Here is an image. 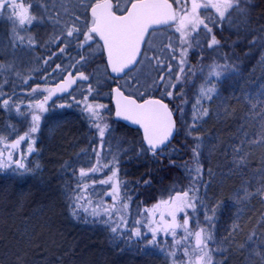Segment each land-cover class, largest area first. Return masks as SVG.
I'll use <instances>...</instances> for the list:
<instances>
[{
  "label": "rangeland",
  "instance_id": "374dc122",
  "mask_svg": "<svg viewBox=\"0 0 264 264\" xmlns=\"http://www.w3.org/2000/svg\"><path fill=\"white\" fill-rule=\"evenodd\" d=\"M132 0H114V5L119 3L121 11L126 9L128 7V4ZM17 3L23 4L24 8L28 10V15L33 17L32 23L28 24V27L22 30L21 32H16V30L13 29L12 32V24L14 25L18 23L19 17L15 16L13 14V11L11 9L6 10H0V54L1 60H0V149L2 146V142L4 141L3 145L6 147V145H11L13 142L18 140V138H14L12 140V137L9 136L10 130L14 128V124H21L22 122L20 119L23 117L22 111L24 109V106L22 108H19L18 106L12 107L9 103L5 104L4 98H7L6 96H10L11 93H9L10 88H17V85L23 86L24 84H28V82L25 80L26 73L28 71H31L34 74H41L42 72L34 71L38 66L37 58L40 57V54L33 48L30 47L32 44L37 49L41 47L43 50L48 49L49 45L52 43L53 39H58L61 42L66 43L68 41L67 37V28L72 27L73 24L80 27L83 25V16L85 14L84 10L89 9V6L93 3V0H70V6L71 7H77V8H71L68 10L70 13L72 10L76 9L77 17L79 18V21L72 20L73 17H69L68 21L63 18V20L58 21L55 15H61L60 6L58 3H52L49 0L50 9H41V4L44 2H40L35 4L36 2H31V0H16ZM81 5H85L86 7H82ZM115 8V7H114ZM16 11H20V9H17ZM60 11V12H59ZM118 11V12H121ZM90 18V17H89ZM82 20V22L80 21ZM71 23V24H70ZM91 25V18L90 23ZM175 28V25H174ZM174 28L171 30L173 31ZM34 32L36 36H33V43H27L23 44L17 48H13L12 45L15 44L17 41L20 42V40L24 39L23 34H29L31 32ZM264 28H262L259 31H253L250 34H246L247 36H252L253 42H258V40H261V37L264 40ZM153 33H151V36ZM170 35V38L168 37ZM262 35V36H261ZM176 37L174 33H169L166 31L158 32L156 33L150 43L154 46L153 49H148L146 46V55L148 57H154L159 56L161 60L165 62V64L171 60L170 49L167 47L169 43L172 44V46L175 48V54L179 50V52H185V71L181 73L179 70L176 73V76H180L181 80H183V77L187 76V80L179 81L177 82L175 78L172 80L173 84L178 83L175 89H168V91L173 92V96L170 97V101L174 106L175 111H177L178 116V122H179V135L177 138L178 145L183 147L184 151L180 152V154L183 155V157H187V160L185 163V166L187 168H190L194 171V178L196 180L197 186H195L196 190L192 187L194 184H188V186H191L192 191L190 193L192 195H196L200 197V205L199 208L203 215L201 216V219L199 220V223H206L207 228L212 233L213 241L211 244V247L213 250L218 249L219 251H213V260L215 258L216 254L226 253L230 251V247H228L230 244H232V241L230 242L226 240L225 238H222L218 232V224L222 223V221L226 224L228 221H232L228 228L232 232L239 231L242 229V225H244L246 219V214L249 209H256L257 212L260 211V208H264L261 205H264V162L259 166L254 161L256 157L260 155V158L262 161L264 160V140L257 143V140H251L252 142L249 143L248 149L246 151V156L248 159L252 160L250 163H245L244 159L243 162L245 163V166H250L249 168H245V170L248 172V170L251 167H258L256 171H253L252 173L248 174V176H236L233 180L227 185H238L236 189L232 191V194L230 195V200L233 203L231 217L232 219H228L226 217L221 218L220 222V214L217 212V205L214 208V205L216 203H219L217 200H214V192L212 190L221 189L224 186V181L222 180V172H220L212 167V163L214 162L218 155L216 154V143L213 144L209 142L208 140H205L203 138V132H201V127L206 125L208 122H210L214 118H221L224 116V113L227 109V101L223 94L222 89V81L225 77H232V74L236 75V69L234 67H237L235 62L236 59L239 58L238 55H235L233 53H227L226 57H221L217 54L215 50H212V47H209V50L204 53V51L198 52V49L193 45L194 41H185L181 40V36L177 32ZM245 36V34H244ZM74 40V39H73ZM238 38H234L230 45H233V47H236L239 43ZM241 43L235 48L240 50L242 53V48L244 46V41H240ZM252 42V41H251ZM250 42V43H251ZM31 44V45H30ZM246 44V43H245ZM264 44V41H263ZM98 46L94 47L92 52L90 51L89 57L90 59H93L95 57L101 56V46L98 43ZM259 45L261 43L259 42ZM219 46H223L220 44ZM247 46H249L247 44ZM253 49L258 48V45L255 47H251ZM163 49V51H160ZM224 49V48H223ZM215 51V52H214ZM44 52V53H45ZM211 53V54H209ZM214 53V55H213ZM93 57V58H92ZM195 58V59H194ZM96 60V59H95ZM100 59H98L99 61ZM93 62V61H92ZM94 64V62H93ZM93 70L89 69V74L91 76L90 80L85 84H83L78 90H75L72 92V97H80L83 96V99H79V101H84L85 99H90L88 96H91V93L89 90L94 87L95 89L102 90L101 93H99V98L97 96H94L95 100H93L91 103H87L94 108L95 116L87 111V108H84L79 113L82 117L84 116V121H82L83 126L77 127L78 131V137H79V172L81 169H85L87 171L88 169L92 167H97L99 169L101 164H104L107 162L108 155L111 157H114V154L118 153V150L120 149L122 140H118L119 137H121L120 133L115 129L116 124H111L110 122L113 120V111L109 107L107 103L108 98V92L110 82L112 83V79L108 76L106 69L102 66V64H95L93 66ZM98 67V68H97ZM165 66L157 67L156 66V60L153 59L151 61L149 60H142L139 66L134 68L135 71H133L131 74L126 76L127 78L121 79L117 81V84L121 89H123L127 93H136V97H143L145 95H148L150 92H154L158 90L162 93V95H166L165 92L161 89L160 86H154V81L158 82L160 74L164 71ZM219 71L221 72V76L219 78L215 76H209V73L213 71ZM80 75V74H79ZM89 76V75H88ZM175 76V77H176ZM36 79H38V76H35ZM19 78H21L24 82H19ZM129 79V81H128ZM80 80V79H79ZM32 81V80H31ZM19 82V83H18ZM195 86V87H193ZM108 87V88H107ZM211 89L214 88L215 92L210 93L211 99L208 98V96H201L200 95V89ZM45 88V87H44ZM107 88V89H106ZM243 88V87H242ZM241 88V89H242ZM142 94V95H141ZM229 92H227L225 95L228 96ZM5 95V97H3ZM24 95V94H23ZM17 96V94H16ZM24 98V97H21ZM17 99V98H15ZM68 100V97H67ZM199 101V103H197ZM45 101L43 102L41 99L39 101H36L31 104V106L43 104L42 113L39 115L40 120L37 124V131L32 133L34 137H26L24 141H21L20 144L16 147V149H20L22 152L23 158H20V161H24L27 163V165L30 167H25V169H21L20 173L22 172V176L24 177L32 172H35L40 167V161L42 158V148H40V142H43L45 137H50L56 134V130H59L61 127L60 124H58V121L62 115L59 113L58 108H52L53 110L50 112H47V108H44ZM98 105H103V108H97ZM30 106V105H29ZM255 107V105H254ZM253 107V108H254ZM28 108V107H27ZM32 108V107H31ZM28 108V111L31 109ZM39 107H37L35 110L31 109V114L38 115L39 113ZM252 109V107H251ZM204 110H207V115H204ZM86 116L90 117V119H86ZM47 120V122H46ZM195 120V122H194ZM114 121V120H113ZM101 123V124H100ZM103 127L105 129V132L107 134V139L103 142V145L101 146L100 142L101 139L95 140V142L92 144L91 141L88 140V135L93 133V131H98V127ZM60 127V128H59ZM57 128V129H56ZM83 128V129H81ZM55 129V130H54ZM99 132V131H98ZM207 133L210 137L214 136V134L211 135L210 130H207ZM63 136L68 138L75 137V135L70 134L67 130L63 129V132H61ZM69 135H72L69 137ZM126 136H123L122 138L127 139L126 141L129 142L130 146H135L136 143H132L129 138H132L133 136L131 134H125ZM32 138H34L32 140ZM30 139V143L28 144V141ZM244 139V138H243ZM96 143V144H95ZM88 144V145H87ZM132 144V145H131ZM67 145V142H66ZM65 145V146H66ZM115 147H118V150L114 149ZM199 145V148L197 149L199 152V156L194 157L193 149ZM243 145V143H242ZM84 146L86 148H84ZM108 147L107 150L103 152V149L105 147ZM29 147L32 148V151L29 152ZM97 147L101 148V154H98V151L96 150ZM58 149H63L65 152V149L61 146ZM57 149V150H58ZM143 149V148H142ZM215 150V151H214ZM173 151H176L175 147L173 148ZM219 151V150H218ZM237 151H240L237 149ZM243 151V150H242ZM71 151H67V156H71L69 158L64 159L62 162L67 164V162L72 161L76 163L75 154H69ZM29 154V156H28ZM96 156V157H93ZM5 153L3 155H0L1 157H5ZM28 156V157H27ZM116 156V155H115ZM159 158H164V155L162 153H159L157 155ZM185 157V158H186ZM182 158V157H181ZM244 158V154H243ZM235 161V160H232ZM3 164L0 162V166ZM230 167H235L233 164H229ZM199 168L200 172L199 174L195 171V169ZM164 172V171H163ZM166 173V172H165ZM57 176V179H59L63 186L68 185H77V181L72 180L70 183L66 180L65 176V169L61 166L57 169V172L55 173ZM160 173V177L161 178ZM209 175L211 179H206L205 175ZM3 175H11L9 174H3ZM82 177L79 175V180ZM181 179H176L174 183L171 182V180L164 181V185L162 188L156 189V194H158V198L165 197V195L170 194V191L172 189L174 190L177 185H180L181 182L177 181ZM19 181V179H18ZM67 181V183H66ZM161 182V181H159ZM169 183H171V186H169ZM85 184H90V182H86ZM162 184V183H161ZM200 185V190L198 186ZM215 184V186H212ZM79 186L80 182H79ZM185 187V185H183ZM212 189V190H211ZM257 190H260L259 192ZM201 191V192H200ZM4 196L1 195L2 200L4 201L6 197L9 198V195L13 197V194L11 192H6ZM94 195H101L99 189L96 190ZM102 195H109L108 194H102ZM157 196V195H156ZM216 196V195H215ZM263 196V197H262ZM85 197V196H82ZM157 199V198H156ZM84 201V199H83ZM85 203V202H84ZM159 202H157L158 204ZM86 204V203H85ZM120 206V202L118 201L115 205V208H118ZM203 206V207H202ZM210 207V209L208 208ZM95 207H86V206H80L79 211L83 210V212L86 214V222H92V220L95 216L92 214V209ZM154 207L151 208L153 210ZM213 208L215 209V215L211 222V225L208 224V222L205 221V216H212L213 215ZM116 213V212H115ZM138 211L133 210V216L136 214L138 215ZM159 213V212H158ZM157 213V216H158ZM156 215V214H155ZM155 215L151 214V218ZM158 218V217H157ZM248 223V222H247ZM245 226V225H244ZM93 230H96L95 227H91ZM247 228V227H246ZM245 228V229H246ZM248 229V228H247ZM264 221L256 222L253 224L251 231L260 234V237L258 236L254 241L253 244L250 245V249L246 251L247 258L244 257L241 264H264ZM102 230V229H100ZM240 233V232H239ZM124 239L123 245L125 248L129 251V258L130 261H135L134 254H138L139 249L141 250V253L144 254V257L146 260L142 262V264H148L152 262V264H180L179 260H181L182 256L178 253L180 252L179 249H174L171 247L170 241H163L159 240L156 245H146L145 248H143V242L139 240V237L134 236L135 240H132L130 236L122 237ZM141 238V237H140ZM193 242L191 243V246L194 245L195 240L194 237L192 238ZM209 242V243H210ZM255 243V244H254ZM236 243H234L235 245ZM238 246H241V244H238ZM175 247V246H174ZM211 249V248H210ZM175 252V257L171 256L170 253ZM261 252V253H259ZM151 260V261H150Z\"/></svg>",
  "mask_w": 264,
  "mask_h": 264
},
{
  "label": "trees",
  "instance_id": "16d2710c",
  "mask_svg": "<svg viewBox=\"0 0 264 264\" xmlns=\"http://www.w3.org/2000/svg\"><path fill=\"white\" fill-rule=\"evenodd\" d=\"M39 1L40 2L42 1L47 4L49 3V0H31V2H36L35 4L40 3ZM50 2L58 3L60 6V10L62 9L61 15L58 14V15H55V17H53V18H57L58 21L61 22L63 18H65V20L68 21L69 17H73L72 20H75V17H77L76 15H74V14H77L76 9L72 10L71 13L68 11L71 8H77V7L70 6L69 4L70 0H50ZM197 2L204 4L207 2V0H197ZM235 10H238V16L241 17V22L244 24L241 26V28L235 27V25L231 22L233 20L232 17L225 15V18L221 20L218 17V13H216L215 9L210 8L207 11L200 10L199 12L200 18L205 19V21L208 20L209 22L208 27L211 28L212 31L211 33L207 32V35H203L199 37L193 43V45L198 50L206 51L207 49H209V44L211 43V40L214 36L215 39L218 41V44L213 45L212 50H215L218 52V54H221L222 52L226 51V49L229 48L228 45L230 43V38H232L233 40L234 35H235V34L233 35V33L234 31H237L236 37L239 38V40L241 39L240 41H244L243 42L244 46H247V44L249 46L245 47L247 49L242 48V53H237L235 50L231 51V53L238 55L239 57L244 56L247 53H251L257 56L258 54L257 50L261 49L263 46L259 45L258 48L256 49L251 48V47H255L257 45V42H251L252 36H247L246 34H250L251 32L255 31V29L256 31H259L262 28H264V0H239V7L234 6L233 8L229 9V11H235ZM84 12L85 14L83 16L84 19H83L82 26H84L85 24H87L88 26L90 22V18H89L88 12H86V10H84ZM31 17H32V14H31ZM80 21L82 22V20ZM28 24L29 23H25L21 25L18 21L17 24L15 23L14 25L12 24V32H13V29L16 30V32H21L22 30L28 27ZM237 26L239 27V25ZM86 30L87 28L85 27L84 31ZM223 30H227V33L225 35L220 34L223 32ZM34 32L35 31L29 33L28 35L26 33L23 34L24 39L20 41L24 42L25 44L33 43L32 38L33 36H36ZM243 34H245L244 37L242 36ZM83 40H84L83 35H80L78 39H74V40L73 38H69L66 43L61 42L59 39H56V40L53 39L52 43L49 45L46 52L41 47L36 49L33 46L34 44H32V46L30 47H33L40 54V57L37 58L38 66L34 71L42 72V76L41 74L36 75L32 73L31 71H28L26 73L25 80L28 82V84L27 85L24 84L23 87H25L24 91L30 93V97L21 95L22 97L25 98L24 101H20V99H15L19 95L17 93L21 90V88L18 89V87L16 89L10 88L9 93H11V95L10 96L7 95L6 96L7 98H4V99L7 100L10 106L12 107L18 106L19 108H22L24 106H27L28 108L32 107L31 109L35 110L37 108V105L31 106V104L36 101H39V99H41L44 102L45 97H47L49 93L47 91V87L44 88L46 86L45 84L46 76H49L47 74L48 68H51L52 72L58 71L57 74L55 73L56 77H63L65 75L67 77L70 76V79L65 83L66 88H64L63 93L67 94L68 92H73V90L78 86V82L76 80L74 81V78L77 72L75 69H70L69 67L74 66L72 65V62L77 58L79 59V74L83 73L85 76L88 77V80H83V79H80V75H79V79H80L79 88L84 83L86 84L91 78L90 76L91 72L89 74V69L93 70L94 68L93 66L95 64L96 65L102 64L104 68H105V65H104V56L102 53L100 57H95V58L92 57L93 59H90L89 57V53L90 51L92 52L94 47L98 46L99 48L96 38H94V42H89L91 45L90 47L85 46L81 48L79 47V45ZM240 41L238 45L241 43ZM260 41L262 42L264 41L262 37ZM220 44H222L223 46L222 47L219 46ZM98 59L100 60L98 61ZM92 61L94 62V64ZM53 67L56 71L53 70ZM262 74L264 76V67L262 70ZM35 76H38L39 78L36 79ZM52 77L54 76L52 75ZM257 85L260 88V90L264 93V81H257ZM28 86H30L29 89H27ZM34 89L36 91H33ZM246 89L248 88L244 87V89H242V93L243 92L249 93V90H246ZM89 92L91 93V96H88L90 99H85L84 101H81L82 104L79 105V110H83L84 108H87L89 106V104L87 103H91L93 100H95L94 96H97L99 98V93H101L102 90L95 89L94 87H92L89 90ZM107 92L109 93V90H107ZM235 92L239 93L238 91H235ZM3 97H5V95H3ZM19 97L20 96H18L17 98ZM80 98H83V96H80L79 99ZM262 101H264V96L262 97ZM262 101H260V103ZM108 105L109 107L111 106L110 103H108ZM256 106L257 105H255L254 108L248 111V113H243L242 111H240V107L235 105L234 110H232V112L229 111L226 117L223 116L218 119L221 121L224 119L226 120L228 119L227 123L228 121H230L231 124L230 123L227 124L226 129H225L226 131L224 130V127L221 125H220V128L218 129H210L211 135L214 134L212 138L216 140L215 142L217 145L216 154L218 155L216 159L222 158L224 162H229L232 158L237 157L238 154L242 156L248 149L249 143L252 142L251 140L256 139L257 143L264 140V108L261 111H259L258 108H256ZM27 107H24V109L22 110L24 111L22 112L23 117L20 119L22 123L17 124V125L15 123L14 128L10 130L9 132L10 133L9 136L12 137V140L14 138L19 139L21 136H26V137L35 136V135L34 136L32 135L33 132H31V128L33 126H37L39 122L33 121L32 117L34 115L31 114V109L28 111ZM44 108H45V105H44ZM76 108H69L68 112L70 113L71 109L75 110ZM38 109H39L38 110L39 111L38 116H39L41 115L43 110L41 108H38ZM92 109L94 110V108ZM241 109L243 110L242 107ZM110 123L116 124L115 129L121 135V137L118 138V140L120 141L122 140L118 153L114 154V157H111V160H107L106 163L101 164L97 172L90 173L88 177H83L80 180H79L80 172H79V166H78L79 164V142H78L79 137L78 135L79 134L78 132L76 133V131H78L77 125H71L70 122H65L63 125L60 126L61 128L59 127L60 128L59 130L64 129L70 132V134L75 135V137L68 138V140L70 141L67 142L66 146L62 145L63 147H65L64 148L65 149L64 159L71 157V156L66 155L68 154L67 151H71L69 154H72V155L75 154V159H76V163L69 161L64 166L66 180L69 183L72 180L77 181L76 186H73V185L63 186V188L65 189V196L67 194L71 195L70 202L67 208L68 214H69L68 215L69 229L71 231L68 234H66L68 227L66 229V228L48 226L50 221L52 222L53 220H55L57 223H59V221L61 220V217L57 213L58 209L56 208L57 205L54 202V199L52 198L50 192L45 193L42 190H33L29 188V186L27 185V186H22L18 189H13L12 191H10L13 194V197L9 195L10 200L15 201L17 196L20 195L18 199H21V203H20L21 205H19L18 207H15V205L14 207L0 205L1 207H4L5 209L8 210L7 213L9 215V219L0 218V220L4 219L5 221L3 224L0 223V243L1 245H3L4 243L6 244L9 241H11L12 237L15 234L23 233L24 230L27 229L26 233L28 235V239L25 245H19V246L22 249L24 253V258L27 260V262H29L30 264H33V262L30 260L29 255L33 254L34 245L45 243L47 239L50 238V237L48 238V236H51V238H53L54 235H59V233L62 234L65 231V235L67 238L73 237L75 235V238L78 237V239L80 240L82 239L81 235L86 236L85 238H83V240H80V244H78V252L81 253L80 258H79V264H117L114 261L116 256L129 257L128 249L125 248V246L122 244L124 241L122 237L130 236L132 240H135L134 238V236H136L135 229L137 227L140 229V232H141V235L139 236V240L143 242V246H142L143 248H145L146 245H156V243L159 242L160 238L161 240L165 242L170 241L171 247L174 249L183 247V245L187 246L188 244H191L192 237H189L187 241H182L181 244L177 246L172 236L165 234L163 232H158L156 235V242L150 243L153 240V235H152V232L150 231V228L155 227L156 224L155 223H152L151 225L149 224V221H159V219L157 218L158 217L157 214L151 218V214L149 212L150 206L153 205L154 200L159 197L158 194H156V189L158 188L159 190V188H161L164 185L165 183L164 181L171 180V182L174 183V181L178 179L177 176L179 175L178 174L179 171L187 168L184 163L186 162L187 157L185 156L186 157L185 158L183 157L182 154H179L180 158H178L174 154H172V152L163 153L164 158H159L157 156L158 154L157 155H151L149 153L146 154L141 148L140 138L138 139L135 137L129 138V140H131L132 143H136L135 146H130L129 142L126 141L127 139L122 138L123 136H126L125 134H131L132 132L137 133L135 129L129 128L120 123H115L113 120ZM253 123L256 125V130L250 128V125ZM233 125L236 126L237 128L236 130L232 129ZM59 130H57V132ZM237 130H238V133L235 134V131ZM72 135H69V137ZM224 135H228L231 137L233 136L232 139H229L231 142H229L228 144H225ZM106 136H107L106 132L103 137H100V134L98 131H93V133L89 135V138H93L94 140L101 139L100 144L102 146L103 145L102 141H105L107 139ZM67 137L66 139L64 140L62 139L61 141H65L66 143ZM240 137L242 138L240 139ZM33 139L34 138H32V140ZM3 143L5 142L3 141L1 143L3 146L1 147V149L5 148L4 153L6 156L1 157L0 159V162L3 164L2 166H0V172L2 174H9V173L12 174L16 172L22 175V172L20 173L21 169L18 167L16 163H14V161H20V158H23L22 152L20 151V149L12 148L9 145H6L5 147ZM28 143H30V139ZM241 143H243V145ZM84 148L86 147L84 146ZM237 148L240 151H236ZM107 149L108 147L106 146L103 149V152ZM96 150L98 151V154L102 153L100 147H97ZM10 154L12 156L11 161L8 160V157ZM93 157H96V156L93 155ZM216 159L213 160L214 162L212 163L213 165L212 167L214 168V170H215L214 163ZM20 162L23 163L25 167H29L27 163L24 161V159L23 161H20ZM105 165H108V167H105ZM218 168L219 167H217L216 169ZM224 169L227 170V168H224ZM28 170H30V167ZM113 173H115V175H113ZM160 173L162 174H161V178L159 179ZM223 173L226 174L225 172ZM54 175L56 176L55 173ZM110 177H111V180H109ZM87 181L90 182V184H86V185H89L88 190L83 193H78L76 189H77V186L79 185V182H80L81 187H83ZM100 181H109V183L101 184ZM37 183L41 184V182H38V181ZM223 183L224 185L227 184L225 181ZM113 185H115L116 188L118 189V192L116 193L115 205L118 201L122 202L121 206L116 208L118 211H116V213H113V215L110 218L107 215L101 214L99 216H95L92 219L94 223L86 222V218H85L86 214L83 212V210L79 211V208H74V204L79 203L80 206H86V207H96L98 204H102L103 206L111 208V206L114 203V200L112 198V194L114 192ZM195 186H197V184L195 185L194 183L192 187L195 188ZM198 188L200 190V185L198 186ZM97 189H99L101 195L92 196V194L95 193ZM188 189H191V186H185V187H183V185L176 186L174 190L172 189V191H170V194H167L165 195V197H162V198L171 197L175 192L179 190L185 191ZM105 193L106 194L109 193V195H105V196L102 195ZM1 194L5 195L6 193L1 192L0 195ZM77 195L85 196L86 199H84V201L83 199L76 201L75 197ZM145 196H149V197L151 196L152 199L143 204L142 198H144ZM195 197L199 199V196H197V194L195 195ZM213 197H214V200H217L219 202V203H216L215 206L223 202L222 200L223 198H221L219 195H216ZM1 200L2 198L0 196V204L2 202ZM132 200L134 201L133 203H132ZM89 201L91 203H89ZM40 202L42 204H40ZM137 203H139L138 204L139 206L141 205L140 207L143 210L140 209V207L136 208ZM124 204L128 205L126 209L123 207ZM42 205H44L45 208L49 210L50 213L48 212H46L48 214L44 213L43 217L39 219L34 216V214L36 213L35 209L41 208ZM136 209L139 213L138 215L136 214L135 216H133L132 211ZM257 213H258L257 215L259 218L264 219L263 209L260 208V211H258ZM121 216L124 217V221L126 222V225L124 223H121L120 221ZM21 220L26 222L29 228L25 227L24 225H21L19 223V221ZM137 221H140V223L137 224L136 223ZM95 226H96V230H92L91 227H95ZM113 227H119V231H117L116 233H113L112 232ZM245 228L246 227L242 225V229H240L239 231H236V233L233 232L236 235V238L235 240H231L232 244L228 246L231 248L230 251L226 253L216 254L214 258V264L215 262H220V264H229L231 254L235 248L234 243L241 244V246H243V245L252 243L254 241V239L249 240V241L244 240L246 238L245 233L247 232V228L246 229ZM79 230L82 232H80ZM85 231L93 233L94 235L92 236L90 234L91 236H88L86 233H84ZM176 231H177V235L175 239L181 240V237L183 236H181L180 233H182V231L181 230L180 231L176 230ZM192 231L195 232L196 230H194L193 228ZM35 233H37L39 236L36 242L34 240H31L32 237L29 238L30 234L32 236ZM91 237H96L98 241H93L96 239H93ZM108 237H111L112 241L108 240ZM4 239H6V241ZM228 241L230 242V240ZM54 245L55 246L53 247L49 246L48 248H46L45 251L41 254V256L34 258L35 264H39L44 260L50 262V264H62V261L58 260L59 258L60 259L62 258L60 257L62 256V248L61 246H58L56 248L55 243ZM192 247L194 246H190L187 248L191 250ZM10 248H11V245H9V252L6 254V258H9L12 255ZM184 248L182 249L183 252H184ZM209 248L211 247L209 246ZM183 252H180V255L182 256L181 260H179L180 264H186L187 259H188L186 256H184ZM3 256L5 257V254L0 252V261L2 260ZM133 256L134 258L132 259H135V261L133 262V260H131V262L128 264H142V262L146 260L144 257V254L141 253L140 249H139L138 254H134ZM223 257H227L226 261L223 260ZM63 264H66V262L63 261ZM122 264H127V262L122 263ZM148 264H152V262Z\"/></svg>",
  "mask_w": 264,
  "mask_h": 264
},
{
  "label": "snow or ice",
  "instance_id": "6c2138e0",
  "mask_svg": "<svg viewBox=\"0 0 264 264\" xmlns=\"http://www.w3.org/2000/svg\"><path fill=\"white\" fill-rule=\"evenodd\" d=\"M178 10L173 9L171 3L168 0H135L131 3L130 8L124 9V14L117 15L116 12L121 11L119 3L115 6L112 4L111 0H97L95 4L90 5L91 7V26L88 27L85 24L82 27H78L73 24L72 27L67 30V37L78 39L80 35L84 36V40L80 43L79 47L83 48L85 46H91L89 42H94L95 36H99L100 40L103 41L102 47L107 51V63L111 66L113 73H124L125 70H131L132 67H135L137 63H141V60H156V66L161 67L164 64V61L160 59L159 56L148 57L146 55V50L142 51L141 45H147L148 49H153L154 46L150 43L151 33L157 31L155 26H168L169 28L175 24V31L181 34V40L188 35L186 32L187 28H191L192 31L198 33V29L202 26L203 29L211 33L212 29L208 27V23L205 22V19L200 18V10L207 11L208 9H215L218 13V17L223 20L225 18V13L235 7H239V0H207L206 3H198L197 0H174ZM86 7L85 5H81ZM115 7V11L113 10ZM11 9L13 14L19 17V23L21 25L25 23H32L33 17L28 15V10L24 8L23 4L17 3L16 0H0V10ZM20 9V11H16ZM75 20H79V17H75ZM87 28L84 31V28ZM151 29V32H150ZM147 34V35H146ZM59 39V38H58ZM218 41L213 36L209 47L217 45ZM170 49V55L175 58V48L171 43L167 45ZM63 51V50H62ZM160 51H163L161 49ZM185 52H181V56H184ZM140 57L141 59H138ZM83 59V57H82ZM181 65L180 71L184 72L183 65L185 60L181 59L179 61ZM169 77L171 76L172 66L169 63L167 65ZM209 76H215L219 78L221 72L215 71L209 73ZM80 79L88 80V77L83 73H80ZM175 80L179 82L181 80L180 76H176ZM162 85L165 90V94L168 97L173 96L172 91H168L171 87L172 89L176 88V84H173L171 79L165 80V77L162 75L159 77V81H154V86ZM60 91H63V88H59ZM33 91H36L35 89ZM117 94V116H124L126 119L133 121L136 124H139L143 127L144 130V139L147 142L149 148L155 153L159 146L166 145V142L170 140V137L173 135L175 121L173 120V113L169 109L168 104H165L162 99H145L143 103H139L132 95L125 96L121 89L118 87L114 89ZM215 92L214 88L200 89L201 96H208L211 99L210 93ZM142 95V94H141ZM50 96L45 97L47 101ZM5 104L8 103L7 100L4 101ZM199 103V101H197ZM39 108H43V104L37 105ZM103 105H98L97 108H103ZM94 116L96 115L92 109V106L89 105L86 109ZM204 115H207V110H204ZM34 122H39L40 117L34 115L32 117ZM195 122V120H194ZM98 127L100 137H103L105 134V129ZM37 126L31 128V132H36ZM26 136H21L18 140L13 142L10 147L16 148L21 141H24ZM199 145L193 149L194 157L199 156L198 149ZM32 151V148L29 147V152ZM8 160H12L11 154L8 157ZM20 169H25V165L20 161H14ZM7 166V165H5ZM108 167V165H105ZM99 169L97 167H92L85 171V169L80 170V176L88 177L90 173H95ZM195 171L199 174L200 169L197 168ZM115 175V173H113ZM111 180V177L109 178ZM101 184H107L109 181H100ZM89 188V185H84L83 187L77 186L76 191L78 193L86 192ZM114 192L112 198L114 200L111 208L98 204L95 208L92 209V214L94 216H99L101 214L107 215L109 218L118 211L115 208L116 193L118 189L113 185ZM192 189L185 190L182 192H177L175 196L170 197L168 200H162L157 205L154 206L152 215H155L156 212H159L160 219L159 221H149V224L155 223V227H151L150 231L153 235V240L150 243L156 242V235L158 232H163L165 234L171 235L175 244L179 246L182 241H187L189 237H194L195 246L189 250V248H184V256H186V264H214L213 260V251H219L218 249L213 250L209 248V242L213 241V236L211 232L206 228H200L198 231L193 232L189 228L190 217L188 216L186 209H193L195 211L198 198L189 196V192ZM258 192L260 190H257ZM80 199H86L77 195L75 197L76 201ZM89 203H91L89 201ZM79 203L74 204V208H79ZM123 207L126 209L127 204H124ZM184 212L183 223L180 224L177 222V214ZM212 216H205V221L211 225V222L215 215V209L212 210ZM170 217L166 219L165 217ZM121 223L126 225L124 217H120ZM137 224L140 221L136 222ZM183 229L184 236L181 237V240H176L177 229ZM119 231V227H113L112 232L116 233ZM135 235L139 237L141 235L140 229L137 227L135 229ZM171 256L175 257V252L170 253ZM215 264H220V262H215Z\"/></svg>",
  "mask_w": 264,
  "mask_h": 264
},
{
  "label": "bare ground",
  "instance_id": "6f19581e",
  "mask_svg": "<svg viewBox=\"0 0 264 264\" xmlns=\"http://www.w3.org/2000/svg\"><path fill=\"white\" fill-rule=\"evenodd\" d=\"M49 4L47 3H42L41 4V9H50L48 8ZM227 33V30H223L222 33H220L221 35H225ZM261 45L263 46L261 49L257 50V56H255L254 54L251 53H247L244 56L239 57L238 59H236V66L234 67L236 69V75L232 74V77H225L222 81L223 85L221 86L223 89V94L226 98V101L228 103L227 105V109L226 112L224 113V116L226 117V115L228 114L229 111L232 112V110H234L235 105L240 107V111H242L243 113H248V111L251 110V107L253 108L254 105H257L256 108H258L259 111H261L264 108V101H262V97L264 96V93L260 90V88L257 85V81H264V76L262 74V70L264 67V44L262 41L258 40ZM259 42H257V45L259 46ZM230 43H234L232 42V38H230ZM228 45V49H226V51L222 52L221 54H218L219 56H223L226 57V54L230 53L231 51H236V52H240V50L235 49V47H233V45ZM24 42L20 41V42H16L15 44L12 45L13 48H17L21 45H23ZM247 46H243L241 48L247 49L245 48ZM211 54V53H209ZM1 55L0 54V60H1ZM195 59V58H194ZM250 83V84H249ZM195 87V86H193ZM243 87V88H242ZM244 87H247L249 90V93L247 92H243L242 93V89H244ZM242 88V89H241ZM233 90V91H232ZM235 91H238L239 93H236ZM229 92L228 96L226 97V93ZM260 101H262L260 103ZM259 103V104H258ZM241 107L243 108V110L241 109ZM246 109H245V108ZM219 118H214L212 119L210 122H208L206 125L201 127V132H203V138L205 140H208L209 142L215 144L216 140L212 137H210L207 133V130L210 129H218L220 128V125L224 127V130L226 129V126L228 123H230V121L224 119V120H218ZM82 121H84V117L80 116L79 117H73V116H69V115H63L62 117H60L58 124L63 125L65 122H70L71 125H77L78 127H82L83 123ZM47 122V120H46ZM119 123H122V121H119ZM231 124V123H230ZM250 128L255 129L256 130V125L253 123L250 125ZM83 129V128H81ZM233 130H236V126L233 125L232 127ZM226 131V130H225ZM61 132H63V129L59 130L57 132L56 130V134H54L53 136L50 137H45L43 142H40V148H42V158L40 161V167L37 171H35L32 174H29L28 176H24L21 177L22 175H20L19 173H12L11 175H3L0 172V193H6V192H10L13 189H18L22 186H29V188L33 189V190H42L43 192L47 193L50 192L52 198L54 199V202L56 203V208L58 209L57 213L58 215L61 217V220L59 221V223H57L55 220H53L52 222L50 221V223L48 224V226H52V227H59V228H66L68 227V230L66 231V234H68L71 230L69 229V221H68V204L70 202V196L69 194H67L65 196V189L63 188V183L57 179V177L54 175V173L57 172V169L61 166L62 168H64L65 163H63L62 161L64 160V150L63 149H58L60 148L62 145L65 146L66 143L65 141H61L62 139H66L65 136H63V134H61ZM238 133V130L235 131V134ZM133 137L135 138H140L139 134L136 132H132L131 133ZM224 143L228 144L229 142H231L229 139H232L231 136L228 135H224ZM89 138V135H88ZM242 137H240L241 139ZM89 142L91 141V143L93 144L95 142V140L93 138H89L88 139ZM70 140H67L66 142H69ZM178 140L175 139V147L180 151L183 152L184 149L183 147L178 145ZM65 143V144H64ZM242 144V143H241ZM88 145V144H87ZM62 146V147H63ZM65 148V147H63ZM227 148V147H226ZM58 149V150H57ZM114 149L118 150V147L114 145ZM238 149V148H237ZM237 151V150H236ZM247 151V150H246ZM259 154L256 159H255V163L257 165H261L262 162H264V160L262 161V159L260 158ZM264 157V155H263ZM108 160H111V156L108 155ZM250 163L252 162V160L248 159L246 156V152L244 153V158L243 155L240 156V154L237 155V157L232 158L229 162H224V160L222 158H218L216 159L214 166L215 167H219L217 170L220 172L221 170H223L224 168H227L223 170V172H225L226 174H224L222 172V180L225 181L227 184H229L231 182V180L234 179V177L240 175V176H248V174L252 173L253 171H256L258 167H251L248 172L245 170V168H249L248 166H245V163ZM235 160V161H232ZM233 164L235 167H230L229 164ZM253 163V162H252ZM179 175L177 176L178 179L177 180L180 183V185H185L188 186V184H194L196 185V180L194 179V171L190 168H185L182 169L181 171H179L178 173ZM205 178L207 179H211V177L209 175H205ZM19 179V181H18ZM212 180V179H211ZM38 182H41V184H38ZM224 186L223 188H219L216 190H212V192H214V196L215 195H219L221 198H223V202L221 204L217 205V212H219L220 214V222H221V218H228L229 220L232 219L231 214L232 211H230V209H232L233 207V203L230 200V195L232 194V191L234 189L237 188L238 185H227ZM167 185V184H165ZM165 185H163L165 187ZM162 186V187H163ZM169 186H171V183H169ZM179 186V185H177ZM212 186H215V184H213ZM161 187V188H162ZM34 193V192H33ZM7 194V193H6ZM3 195V194H1ZM0 195V196H1ZM4 196V195H3ZM20 195L17 196L16 198V203L15 201H12L8 198H5L4 201L1 202V206H8V207H18L19 205H21V199H18ZM152 199V197L150 196H145L144 198H142V203H146L148 201H150ZM40 204H42L40 202ZM37 205V204H35ZM0 206V218H6L9 219V215L7 213V209H5L4 207ZM264 208V205H261ZM35 209V207H34ZM36 213L34 214L35 217L41 219L43 217V214L49 212V210H47L45 208L44 205H42L41 208H37L35 209ZM46 213V214H48ZM257 210L256 209H249V211L246 214V221L244 223L245 227H247V232L245 233L246 238L244 239L245 241H249L252 239H256L258 236L260 237V234H256L254 232L251 231V228L253 226V224H255L256 222H263L264 219H261L258 217L257 215ZM49 216V215H48ZM1 224H3L5 221L0 220ZM232 221H228L227 222V226L226 224L222 221V223L218 224V229L217 232L218 234L222 237L225 238L226 240H235L236 235L229 230L226 227H229V225L231 224ZM248 222V223H247ZM19 223L21 225H24L25 227L29 228L27 226V223L24 221H19ZM9 226V224H8ZM32 227V226H30ZM93 230V229H92ZM264 230V229H263ZM27 229L24 230L23 233H18L15 234L11 241H9L8 243H4L3 245H1L0 243V252H2L3 254H5V257H2V260L0 261V264H30L29 262H27V260L24 258V253L22 251V249L20 248L19 245H25L27 239H28V235L26 233ZM80 231V230H79ZM82 232V231H80ZM84 233H86L88 236H93V233L87 232L85 231ZM91 234V235H90ZM65 235V231L59 235H54L53 238H51V236H48L49 239H47V241L45 243H40L37 245H34V249H33V254L29 255L30 260L33 262V264H35V260L34 258L41 256V254L45 251L46 248H48L49 246L53 247L55 246L54 243L56 244V248L58 246H61L62 248V257L61 259L59 258L58 260L66 262V264H79V258L81 253L78 252V244H80V240H83V238H85V235H81L82 239H78V237L75 238V235L73 237L67 238ZM32 237L31 240H34L35 242L38 240V234L35 233L34 235L31 236V234L29 235V238ZM46 237V236H45ZM58 237V238H56ZM64 237V238H63ZM47 238V237H46ZM56 238V239H55ZM93 239V241H98L96 237H91ZM6 241V239H4ZM100 240V239H99ZM108 240L112 241L111 237H108ZM91 241V242H93ZM253 243H249L243 246H238V244H235V248L231 254L230 257V262L229 264H241L242 260L244 259V257L247 258L246 255V251L249 250L250 245H252ZM9 245H11L10 251H11V256L9 258H6V254L9 252ZM261 253V252H259ZM227 257H223V260L226 261ZM131 258L127 257V256H116L114 261L117 264H122V263H130ZM39 264H50V262L48 261H42Z\"/></svg>",
  "mask_w": 264,
  "mask_h": 264
},
{
  "label": "flooded vegetation",
  "instance_id": "af4514ba",
  "mask_svg": "<svg viewBox=\"0 0 264 264\" xmlns=\"http://www.w3.org/2000/svg\"><path fill=\"white\" fill-rule=\"evenodd\" d=\"M72 65H74L75 68H74V66H70L69 68L76 70L77 73L75 75L74 81L75 80L78 81V79H79V59L78 58L75 59L72 62ZM53 70H55L54 67H53ZM55 73L57 74L58 71L52 72L51 68H48L47 74L50 77L49 76H46V82H45V84H46L45 88L47 87V91L49 92L48 95H47V97L50 96V98L47 101H45V102H46L47 108H49L51 111L53 110L52 109V105L53 106H57V101H58L59 97H61L63 95L64 88H66L65 87V83L70 79V76L67 77L66 75L63 76V77H56V74ZM52 75L54 77H52ZM78 84H79V82H78ZM59 88H63V91H60ZM154 95H157V93H154ZM17 99H20L21 100V97H19ZM59 101H62V100L59 99ZM64 107H65V112H66L65 115H71L73 117H79V98L73 97L72 99L66 101V104L64 105ZM69 108H76V109L75 110L74 109H71V111L69 113L68 112L69 111ZM60 116L62 117L63 115H60ZM177 192H182V191L179 190ZM175 195L176 194L172 195L171 197H173ZM189 196L191 197L193 195H190L189 194ZM169 198L170 197H167V198H165L163 200H168ZM185 211L187 212L188 216L190 217L189 228L191 230L193 228L194 229L195 228H198V230L200 228H206V223H204V226L203 227L198 224V218H199V215L201 214V211L199 210V207L197 206V204H196L195 211L193 209H186ZM183 220H184V212L178 213L177 214V222L180 223V224H182L183 223ZM177 230L180 231V230H183V229L178 228ZM190 246H191V244H188L186 247H190Z\"/></svg>",
  "mask_w": 264,
  "mask_h": 264
},
{
  "label": "water",
  "instance_id": "95a60500",
  "mask_svg": "<svg viewBox=\"0 0 264 264\" xmlns=\"http://www.w3.org/2000/svg\"><path fill=\"white\" fill-rule=\"evenodd\" d=\"M111 2H112V0H111ZM133 2H135V0L133 1ZM168 2L169 3H171L170 2V0H168ZM132 3V2H131ZM95 4V3H94ZM172 4V3H171ZM173 6V5H172ZM131 7V4L129 5V7L128 8H130ZM89 11H90V14H91V7H90V9H89ZM121 14H124V13H121ZM121 14H117V15H121ZM156 28H158V27H161V26H155ZM151 30V29H150ZM147 35V34H146ZM98 38H99V36H97ZM100 39V38H99ZM101 41V44L103 45V41L102 40H100ZM143 45L144 44H142L141 45V48L143 49ZM103 50H104V54H105V60H106V64H107V67H108V71H109V73L113 76V77H121L125 72H127L128 70H125V72L124 73H113L112 72V70H111V66L107 63V51H106V49H104L103 48ZM138 59H139V57H138ZM116 88H118V86H113V88H112V96H111V100H112V102H113V106H114V117L116 118V119H118V120H120V121H122V122H124V123H126V124H128V125H130V126H133V127H136V126H138L139 127V129H140V131L142 132V135H143V141H144V143L147 145V142L145 141V139H144V130H143V127L141 126V125H139V124H136V123H134L133 121H131V120H128V119H126L124 116H117L116 115V112H117V99H118V97H117V94L115 93V91H114V89H116ZM122 91V90H121ZM123 92V91H122ZM124 93V92H123ZM124 95L125 96H128V95H126L125 93H124ZM134 98V97H133ZM146 99H159V98H156V97H150V98H146ZM145 100V99H144ZM138 101V100H137ZM139 103H143V100L142 101H138ZM165 103V102H164ZM166 104V103H165ZM170 109V108H169ZM173 120L175 121V118H174V115H173ZM175 131H176V124H175V127H174V131H173V135L170 137V140L168 141V142H166V144L167 143H169L170 141H171V139L174 137V135H175ZM148 146V145H147ZM149 147V146H148ZM160 147H163V146H159L158 147V149L160 148Z\"/></svg>",
  "mask_w": 264,
  "mask_h": 264
}]
</instances>
